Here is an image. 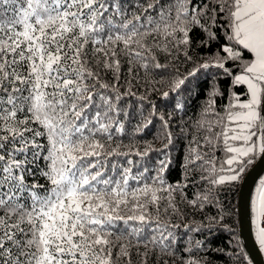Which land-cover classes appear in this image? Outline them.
Listing matches in <instances>:
<instances>
[{"label": "snow or ice", "instance_id": "1", "mask_svg": "<svg viewBox=\"0 0 264 264\" xmlns=\"http://www.w3.org/2000/svg\"><path fill=\"white\" fill-rule=\"evenodd\" d=\"M258 157L264 0H0V264H252Z\"/></svg>", "mask_w": 264, "mask_h": 264}, {"label": "water", "instance_id": "2", "mask_svg": "<svg viewBox=\"0 0 264 264\" xmlns=\"http://www.w3.org/2000/svg\"><path fill=\"white\" fill-rule=\"evenodd\" d=\"M264 174V158L258 157L256 162L244 175L241 181L238 198L237 211L239 222V234L252 264H264V255L260 251L255 240L250 223V198L259 178Z\"/></svg>", "mask_w": 264, "mask_h": 264}, {"label": "trees", "instance_id": "3", "mask_svg": "<svg viewBox=\"0 0 264 264\" xmlns=\"http://www.w3.org/2000/svg\"><path fill=\"white\" fill-rule=\"evenodd\" d=\"M153 99L156 100V102L158 103V105L161 107V110H164V108L166 106V102L158 94L155 95L153 97ZM167 107H170V105H167ZM195 109H196V103L194 101L193 102V105H192V112L193 113L195 112ZM177 147L180 148V145L178 144ZM173 155L174 156H179V153L174 152ZM257 159L258 158H256L254 160L253 164L256 162ZM251 166H249V168L246 170V172L250 169ZM174 168H175V171H173V173H172V178L173 179H177V178H179V168H178V165H174ZM246 172H245V174H246ZM261 177L259 179H261ZM258 181H257V183H258ZM240 184H241V182L235 184L234 186L231 187L230 190H228L226 193H224L223 199L225 200L226 207L230 211V217H229V219H228L227 222L230 223L232 225V227L236 230V233L239 235L240 243H241V246L243 248V251H244L245 254H247L248 258L250 259L249 255H248V253H247V251L245 249V246L243 244V241L241 239V236L239 234V222H238V211H237V198H238V191H239ZM228 239H229V237L227 235H221L218 238V240L215 241V243L221 244V245H223V247L228 248V244L226 243V241Z\"/></svg>", "mask_w": 264, "mask_h": 264}, {"label": "rangeland", "instance_id": "4", "mask_svg": "<svg viewBox=\"0 0 264 264\" xmlns=\"http://www.w3.org/2000/svg\"><path fill=\"white\" fill-rule=\"evenodd\" d=\"M261 178H264V174H263V176H262ZM254 189H255V188H254ZM253 192H254V190H253Z\"/></svg>", "mask_w": 264, "mask_h": 264}, {"label": "crops", "instance_id": "5", "mask_svg": "<svg viewBox=\"0 0 264 264\" xmlns=\"http://www.w3.org/2000/svg\"><path fill=\"white\" fill-rule=\"evenodd\" d=\"M263 253V255H264V252H262Z\"/></svg>", "mask_w": 264, "mask_h": 264}]
</instances>
